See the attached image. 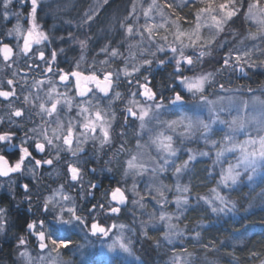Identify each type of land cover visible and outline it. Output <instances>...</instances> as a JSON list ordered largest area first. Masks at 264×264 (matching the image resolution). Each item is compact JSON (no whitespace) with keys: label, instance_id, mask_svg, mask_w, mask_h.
I'll return each mask as SVG.
<instances>
[{"label":"clouds","instance_id":"1","mask_svg":"<svg viewBox=\"0 0 264 264\" xmlns=\"http://www.w3.org/2000/svg\"><path fill=\"white\" fill-rule=\"evenodd\" d=\"M45 2L55 8L62 0ZM123 2L111 0L107 7L98 10V18L92 21L83 19L92 0H74L72 7L61 9L55 15L47 9L42 12L43 19H51L50 26L42 24L44 30L48 31L55 25L54 40L65 50L61 56L66 67L80 56L79 41H86L89 59L86 64H80V69H92L95 62V70L104 68L112 72L115 79L110 93L96 89L87 98L77 97L67 111L59 112L55 119L48 122V126L49 129L55 128V120H59L64 130L51 143L44 137L39 138L46 145V151L34 148V155L25 162L22 171L0 177V264H93L89 257L100 248L112 255V264H168L173 242L165 240L167 225L160 222L155 211L158 201L149 202L143 197L148 195L147 189L153 186V176L156 175L154 168L166 169L163 182L171 186L176 180L174 165L188 159L191 153L187 150L195 152L204 148L201 135L193 133L186 137L181 134L182 129L170 128L168 122L184 113L213 119L202 103L203 97L216 100L218 96H235L237 101L251 103L253 97L264 95V55H261L264 53V25L250 22L245 0H237L234 7L238 15L225 26L223 32L210 29L205 34L206 48H185L186 54L193 56L191 65L184 64L181 68L174 53L167 49L158 51L152 45L154 54L147 56L152 62L138 65V71L131 76H126L123 71L128 59L127 37L122 34L121 25L112 20L113 13L122 10ZM247 2L254 4L256 0ZM259 4L264 9V0H259ZM249 32L257 33L256 37L250 39ZM55 37H63L65 42ZM242 42L257 49L255 57H249L243 64L233 61L225 67L222 63L225 55L233 50H241ZM112 48L118 49L119 55L113 57ZM201 52L203 55H200ZM104 60L109 63L102 64ZM181 75L189 79L208 75L209 79L201 93L188 91L179 78ZM146 81L157 93L156 99L146 98L142 94L139 85ZM67 91L76 97L71 87ZM177 91L183 94V100L173 103ZM89 101L90 109H99L104 114L109 125V138L106 139L99 130L94 134L83 130L77 105ZM131 101L149 110L143 120L128 111L134 107ZM227 103L225 101V105ZM219 111L225 120L235 115L234 107L230 110L222 105ZM33 120L35 123L25 122L27 126L19 130L18 140L25 139L24 134L27 133L29 143L25 147L36 139L31 128L40 124V118L33 117ZM69 129L74 130V143L71 146L59 138L66 135ZM223 131L224 125L217 124L207 135L218 139V133ZM161 133L172 137L176 150L174 156L155 144V137ZM238 135L243 139L244 131ZM0 154H3L2 150ZM37 159H50L52 164L39 166L35 164ZM133 160L144 165L143 170L131 169L129 161ZM194 163L204 180L197 191L201 197L210 199V190L217 187L215 179H218L207 175L211 160L200 158L198 163ZM204 165H209V169L206 170ZM72 167L80 169L77 179L72 178ZM257 178L264 184V171H257L253 176L250 172L245 174L242 169L235 191L232 188L224 189L230 200L227 206L217 205L220 210L213 211L212 206L199 207L194 203L193 207L198 208L199 214L190 213L189 220L181 223L180 227L187 225L193 228L199 221L205 230L204 240L207 239L206 233L227 232L232 223L240 218V213L248 210L243 206L247 196L233 193H241ZM117 187L126 194L127 199L123 203L111 200V192ZM114 207L120 211H111ZM167 210L174 217L181 215L175 207L169 206ZM94 223L105 226L107 235L94 232ZM32 224H35V230L29 227ZM113 224L116 225L115 229L112 228ZM39 232L45 234V241L40 240ZM241 235L236 232L220 239L223 247L210 257L213 264H223L225 260L227 264H232L227 249ZM117 237L121 238L123 246ZM53 239H70L73 243L67 249H56L52 244ZM184 241L193 242V264H206L202 249L195 245L194 237L185 235ZM41 243H46L47 247L42 248ZM175 243L189 246L179 240ZM251 259L240 260V264H250Z\"/></svg>","mask_w":264,"mask_h":264},{"label":"snow or ice","instance_id":"2","mask_svg":"<svg viewBox=\"0 0 264 264\" xmlns=\"http://www.w3.org/2000/svg\"><path fill=\"white\" fill-rule=\"evenodd\" d=\"M237 0H124L122 10L118 9L113 13L112 20L121 25L126 37L127 62L124 63V74L131 76L138 71V65L150 64L147 59L152 52V45L158 51H171L175 54L177 65L181 68L184 64L191 65L194 62L191 54H186L185 48L201 46L206 48L204 41L206 33L210 29L223 32L225 26L237 15V8L234 7ZM18 4L19 11L13 9V4ZM110 0H92L85 11L84 20L92 21L97 19V12L104 8ZM248 17L251 21L264 25V9L260 8L259 0L254 4H248ZM74 5V0H62L55 8L45 0H0V177H9L24 168L25 162L34 155V148L46 151V145L39 141L40 137L48 140L49 143L57 138L58 133L64 130L61 121L55 120L56 127L49 129L48 122L55 119L59 112L67 111L73 106L77 97L83 99L92 95L96 89L104 93H110L114 84V74L104 68L95 70L93 68L81 70L80 64L88 62L87 42L79 41L81 54L78 59L73 60L66 68L60 67V57L65 51L61 47H53L55 43V25L45 31L39 23L41 12L47 9L53 15L59 13L61 9H68ZM27 8V11H25ZM187 9V11H185ZM21 17L25 18L21 22ZM15 20V23H13ZM11 24V27L8 25ZM112 26L111 24L109 25ZM249 38L253 39L257 33L249 32ZM62 42L63 37H55ZM171 38V39H169ZM102 51H105L102 49ZM257 49L249 47L247 43H241V50H233L226 54L222 63L225 67L233 61L243 64L249 57H255ZM107 55V52H105ZM113 57L119 55V50L111 49ZM203 55V52L200 53ZM264 55V53H261ZM108 64V60L101 62ZM131 69V71L129 70ZM184 82V87L188 91L203 92L208 82V75L194 76L191 79L181 75L179 77ZM71 87L76 93V97L71 95L67 89ZM142 94L149 99H156L157 93L150 82L139 85ZM223 89V85L220 86ZM183 100V94L179 91L175 93L173 103ZM227 101V105H225ZM128 111L132 116L139 115L143 120L149 110L142 105L135 104ZM203 105L207 108L209 116L213 119L207 120L199 116L184 113L178 119L168 122L170 128L182 129V135L190 137L193 133L201 135L204 148L191 153L182 164L174 165L176 180L171 186L163 182L164 168L153 169L156 173L153 176V186L147 189L148 195L143 197L149 202L158 201L155 211L162 224L167 225L165 235L166 241L173 242L171 255L168 264H193V242L184 241L185 235H191L195 239L203 252L206 264H213L210 259L219 248L223 247L216 240H204V229L198 221L193 228H181L180 224L189 220L190 213L199 214L198 208H194L195 203L199 207L212 206L213 211L220 210L219 206H227L230 203L225 188H232L234 191L241 176V170L245 174L257 171H264V95L253 97L251 103L237 101L235 96H218L216 100L207 97L202 98ZM88 103L77 105L79 115L83 120L82 128L87 133L94 134L97 130L103 133L107 139L110 137L109 125L106 123L104 114L99 109H90ZM226 106L230 110L234 107L235 115L230 119L222 118L219 107ZM33 117L40 118V124L31 128L36 137L29 143L27 133L25 139L18 140L20 129H24L27 124L35 123ZM223 124L224 131L218 133V139L207 135L213 125ZM244 131V138L241 139L238 133ZM66 144L71 146L74 143V130L69 129L66 135L59 136ZM155 144L166 153L175 155L176 150L171 136L163 133L157 135ZM200 158L211 160L208 176L218 177L215 179L216 188L211 189V198L201 197L197 188L204 183L199 176L195 162ZM14 160V162H13ZM49 165L52 161L35 160V164L43 166ZM131 169L143 170L144 165L129 161ZM209 169V165H204ZM73 179H77L80 173L79 168L72 167ZM157 177H160L159 179ZM27 187V185H25ZM195 195V201L193 200ZM253 198L264 203V186L257 192L250 189L248 193ZM171 198V199H170ZM127 199L124 191L117 187L111 192V200L114 203H123ZM174 201V203H173ZM172 206L181 214L173 216L168 212V207ZM119 212L118 207L111 209ZM35 230V224L29 225ZM115 229L116 225L113 224ZM94 232H101L107 235V229L100 224H93ZM40 240L45 241L43 232L37 233ZM188 244H176L175 241ZM117 241L123 246L120 237ZM247 237L241 235L234 240L231 245L232 251L228 255L232 257V264H240V258L236 255L235 245L245 244ZM70 239H53L52 244L56 249H67L71 246ZM42 248H46V243H41ZM251 257L250 264H264V244H261L260 251L246 252Z\"/></svg>","mask_w":264,"mask_h":264},{"label":"trees","instance_id":"3","mask_svg":"<svg viewBox=\"0 0 264 264\" xmlns=\"http://www.w3.org/2000/svg\"><path fill=\"white\" fill-rule=\"evenodd\" d=\"M261 186H264V184L255 182L253 187L251 185L245 186L241 193H233V195L243 197L245 196L243 193H248L250 189H255L258 192ZM246 196L247 199H244L243 206L248 209L247 212H241L240 218L232 223L227 232L220 230L206 233V241L216 240L218 243H220V239H223L224 236H231L236 232L245 235L247 242L242 246H236V255L240 260H250L246 252L249 249L252 251H260L261 244H264V203H261L259 199L253 198L251 195ZM227 250L232 251L231 245L228 246ZM89 258L93 261V264H112V258L106 260L94 253ZM223 264H227V261L225 260Z\"/></svg>","mask_w":264,"mask_h":264},{"label":"rangeland","instance_id":"4","mask_svg":"<svg viewBox=\"0 0 264 264\" xmlns=\"http://www.w3.org/2000/svg\"><path fill=\"white\" fill-rule=\"evenodd\" d=\"M110 2H111V0H110ZM13 7V6H12ZM14 10H16V11H19L20 9H14ZM24 19L25 18H22L21 19V22L23 23L24 22ZM41 19L42 20H45V19H43V14H41ZM46 21H48V23L46 24L47 26H50L51 25V19L50 18H48ZM13 23H15V20H13ZM12 25L11 24H9L8 25V27H11ZM64 35H67V33L66 32H64L63 33ZM54 45V46H53ZM52 46L53 47H60L61 45L60 44H56V43H54ZM56 45V46H55ZM60 64H64V66H66L65 65V63H64V61H63V57L61 56L60 58ZM206 163H207V161H206ZM256 182H260V180H259V178H257V181ZM254 184H255V182L251 185L252 187L254 186ZM94 254H97L98 256H100V257H102L103 259H106V260H109V259H111L112 258V255L110 254V253H108L105 249H103V248H100V249H97V250H95L94 252H93Z\"/></svg>","mask_w":264,"mask_h":264},{"label":"flooded vegetation","instance_id":"5","mask_svg":"<svg viewBox=\"0 0 264 264\" xmlns=\"http://www.w3.org/2000/svg\"><path fill=\"white\" fill-rule=\"evenodd\" d=\"M19 9V6H18V4H13V9ZM25 11H27V8H25ZM41 14H43L42 12H41ZM39 23L42 25V24H47L48 23V21H46V20H42V19H40V21H39ZM54 46V45H53ZM56 46V45H55ZM60 67H65L66 68V66H64V64H60L59 65Z\"/></svg>","mask_w":264,"mask_h":264}]
</instances>
